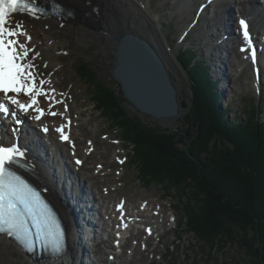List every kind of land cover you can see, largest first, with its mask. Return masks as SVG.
I'll use <instances>...</instances> for the list:
<instances>
[{
  "label": "trees",
  "instance_id": "16d2710c",
  "mask_svg": "<svg viewBox=\"0 0 264 264\" xmlns=\"http://www.w3.org/2000/svg\"><path fill=\"white\" fill-rule=\"evenodd\" d=\"M194 57L192 49L179 55L193 96L177 128L143 124L123 107L119 88L101 85L88 65L78 71L93 86L95 107L134 145L130 163L137 176L149 185L166 184L168 193L180 192L174 206L187 230L209 248L238 242L248 257L240 264H264V122L252 106L237 125L222 120L226 111L218 108L208 67L191 66Z\"/></svg>",
  "mask_w": 264,
  "mask_h": 264
},
{
  "label": "rangeland",
  "instance_id": "374dc122",
  "mask_svg": "<svg viewBox=\"0 0 264 264\" xmlns=\"http://www.w3.org/2000/svg\"><path fill=\"white\" fill-rule=\"evenodd\" d=\"M152 1L153 5H149L147 0H143V3L147 7L149 6L152 12L150 14H153L157 8L156 12L160 15V19L157 20L156 17L152 16L155 22L150 21L151 15L149 12H146L149 16V20H146L144 16V19H142L137 14L139 21L137 22L134 13L135 11L139 12L138 8L136 9L130 4L129 11L127 10L126 2L120 0L124 17L132 23V32L141 37H147V35L149 37H154L153 35L157 33L162 44H164V46H169L176 56L180 34L183 32V28H186L188 25L189 15L186 13L187 17H184L181 22H178V16L174 17L172 11H175L176 7L170 5V3L165 4L162 0ZM193 13L194 11L191 12L190 16H194ZM170 24L174 25L171 29L169 27ZM144 26L146 34L143 32ZM28 27L29 31L36 34L37 38L35 41L37 46H45L47 41L51 40V37L53 39L51 40L52 48L48 62L52 65L49 64L50 68L46 70V76L49 74L52 77L51 79L60 91V100L63 101V104H60L61 108L64 109V105L66 104L67 110L74 119L76 113L82 112L81 128H87L88 134L82 137L77 133L76 129H73L77 133L75 144L79 143L83 145L85 141H95L97 147L95 146L93 150L97 152L95 151L96 153L93 154V157L95 158L97 154L98 158H103L100 162L102 161V163H105L103 184L106 190L102 192L107 194H102L107 198L105 203L110 205L114 200L117 201L119 198H122L134 202L135 204L137 200L144 199L149 201L150 204H154L155 208H160L158 211L161 212V216H159L157 220L163 222H159L158 228L160 234L162 232L161 236L159 237V234H154L155 237L153 239L147 236L150 238V243L147 244V242H145L147 238H145L146 236H144L143 233L140 232L133 235L132 238L136 240L132 241V243L131 240L126 242L127 244L125 245L123 255L121 254L119 255L121 257L115 258L113 264H240L248 260L245 249L242 248L238 242L218 243L215 244L214 247L209 248L203 241H200L196 237L193 231H188L186 225L182 223L183 214L176 210L174 206L180 201L177 198L180 192L171 188V192L168 193L163 190L166 184L149 185L146 184V181L140 176H137L139 173L135 168V164L132 165L130 163L134 145H129V143L121 137L120 130L110 122V119L104 116L103 109L98 110L97 107H93L92 101H94V97L91 91L94 90L92 89L93 86L91 88L90 85H88L87 81L78 70L82 64L88 65L96 74L95 78L101 85H107L108 88L116 91L118 84L113 80L111 75L114 66V43L111 42V45H107L103 41L97 39L91 41L84 37H75V32L71 28L61 31L60 28L57 27L48 35L47 32L43 33L40 31V24L38 21H33ZM151 28H153V31ZM202 30L203 28L197 27L190 32L188 38L183 40V46L190 43V45L195 48V46L199 44V36L202 35ZM162 46L163 45H161V47ZM217 52L218 51L215 53ZM44 59L46 58H43V60ZM174 63L178 66L176 61H174ZM171 72V78L178 89L181 99L190 101L191 90L188 85L186 73L181 68L177 73L173 70H171ZM230 79V90L226 92L222 105L224 108H227V106L232 107L231 115H227L231 120H239L243 118V113L248 109L247 107L250 103V99H255L254 101L256 103L260 97L256 91L257 89L255 90V88H252L249 83L252 80L249 65L246 66L245 71H241L238 74L232 72ZM95 85L96 88L98 85ZM260 95H262L263 98V102L261 103H263L262 109H264V88ZM122 105L128 113L138 116L141 118L143 124L146 125H159L166 128L174 126L177 128L183 117L175 118L170 122V125L168 124V120L156 121L146 115L142 116L137 114L127 102H124ZM188 107V109H190V106ZM223 119L225 118H222V120ZM261 119H264V114ZM228 124L232 123L228 122ZM75 126H77V124ZM114 141L118 143H114ZM121 160L124 162L120 163ZM157 240H159V242H157ZM110 243L112 244V242ZM110 243H107V245ZM106 248V246L104 250L101 247L97 248L98 254L94 256L96 259L95 263H101V261L103 263L105 261V263L108 264V254H112V251L109 252ZM262 251L264 252V245Z\"/></svg>",
  "mask_w": 264,
  "mask_h": 264
},
{
  "label": "bare ground",
  "instance_id": "6f19581e",
  "mask_svg": "<svg viewBox=\"0 0 264 264\" xmlns=\"http://www.w3.org/2000/svg\"><path fill=\"white\" fill-rule=\"evenodd\" d=\"M56 1L58 3H61L68 10L69 12L68 15L61 14L60 16H55V17L48 16V17H40L39 19H35L25 15L14 14L12 15V20L14 23L20 21L23 22L27 30V33L32 37L30 47L34 49L35 52H38L40 54L34 60V63L37 65V70L40 73L42 79L50 82L49 84H46L45 87L55 89V92L50 94L58 99H61L60 91L55 86L53 80L51 79L52 77L49 74L46 76V70L50 68V65H52L51 63L48 62L52 48L51 40L53 39L51 37L50 38L51 40L47 41L45 46L42 47L37 46V43L35 41L37 38L36 34L33 33L32 31H29L28 25L31 24L33 21H38L40 24V31L43 33L47 32L48 35L51 33V31L55 30V28L57 27H59L61 31L71 28L76 33V34L74 33L75 37L78 38L84 37L85 39L91 41L97 39L103 41L107 45H111L112 44L111 42L114 43V40L116 39V37H118V35L127 34L128 31L132 32L131 31L132 23L129 22L127 19H125L120 0H56ZM124 1L135 3L138 8V11L142 14V16H144L146 20L147 19L149 20V16L146 13L149 11L142 0H124ZM176 1L177 2L174 4V6L176 7V11L181 14L182 18H184L187 17V14L183 11H186L189 14L190 13L189 10L191 9V4H194L196 0H176ZM232 4H233V8L236 9L237 13L239 14V18L236 21V27L233 22L231 23V19L226 13L225 3H223L222 1L218 2L216 0H203V2H201L202 6L208 5V7L211 8L210 12L212 17L210 18L209 23H211V25L215 24L213 26H216L218 28L219 33L221 34L225 30L226 31L228 30V32H224L225 34H227V36H223V34L221 35L226 38L223 39L220 38L221 47L219 48L221 54L220 57H217V61H219L218 62L219 66H216V68H219L220 72L223 71L228 73V71H231L234 67V72L238 74L241 71H245L246 66L249 65L251 67V62L247 58L248 53H241V51L239 50V47L243 45L241 44L243 39L240 34L239 21L241 19L247 20L246 22L253 20L256 24L258 23L264 25V9H261L258 6L253 5V3L252 4L246 2L239 3V0H237V2H234L233 0ZM93 7L96 8L94 11H92ZM190 19L191 18L189 17V20ZM193 20L196 21V19ZM193 24H195V22L193 21L191 22L190 20L188 24V29L192 27ZM232 26H234L239 31V35L234 36L233 33L231 35ZM153 36L154 37H149L150 38L149 40L151 41V44L155 47L156 53H158L159 58L167 66L170 75L172 74L171 70H173L176 73L179 72L180 66L178 65L179 66L178 67L174 63V61H176L174 60L175 57L174 52L171 51L169 46H164V44H162V41L159 39L157 33H155ZM218 39L214 41L216 42L218 41ZM204 42H206L205 38H204ZM161 45L163 46L161 47ZM216 46L218 47V44ZM216 46H214V49H216ZM208 50L211 51L212 47ZM215 55H217V53H215ZM43 58L46 59L43 60ZM44 65H47V67H44ZM258 68H259L258 76H256V74L253 73L252 69H250V73L252 74V80L249 82L251 87L257 90L261 85V81L262 80L264 81V59H261V64L258 66ZM230 80L231 79H229V82ZM229 82L223 85L226 92H229L230 90ZM19 99H21L22 101H27V97L24 96H20ZM39 106L47 109L48 101L44 100L43 97H40ZM53 110L56 112H64L63 117L61 116L53 117L50 115H46L41 120L37 121L33 119V116H35L37 113L32 112L31 110H30V114L27 115L22 111H19L18 113L21 116L24 115L27 116L30 122L36 124L34 125L35 127L47 126L49 136L52 139V141L57 145L58 148L55 147V149H57L58 152H55L54 154L52 152V154L54 155L53 157L52 154L51 155L48 153L46 154L45 152H41L38 149L42 155H37L36 157L38 158L39 163L45 167L46 172L48 173L49 176H51V178L55 179L56 177L60 180L61 183L64 184L65 189L68 190L69 200L72 201V203L75 205L78 211H82L81 218L85 219L86 217H88L87 221L95 224V222L97 223V215H95L94 212L92 211V208L89 207V205L91 206V202H89L88 200V197L90 196L89 186L92 188V190H94L95 193L101 194L100 198L102 199V201H105L107 199L105 198L106 196L102 195L103 190H106L103 184L104 182L103 178L105 176V169H104L105 163H102V161L100 162V160H103V158L102 159L98 158L97 154L95 158L93 157V154L97 152L96 150H93V148L96 146L95 141L88 140L85 141L83 145L79 143L75 144V137L77 133H79V135H81L82 137L88 134L87 128H83V129L81 128L82 112L76 113V117L74 119L68 110L64 111V109L61 108L60 104H56ZM68 121H70L71 123L70 126L65 129V131L66 134L70 136L71 143L67 142L63 144L59 141L60 134L57 133L55 129L57 127H60L61 125L68 124ZM162 121H166V119ZM2 124L8 126V123L6 121H3ZM76 124L77 126H75ZM9 126H13L14 129L17 132H19V142L17 144L19 145L21 150L26 149L25 141H23V139L29 140L30 143L35 144L37 148L40 147V143L38 140L39 138L35 134L36 132L34 130L25 128V125L21 126L18 129L13 123H11ZM8 127H6L7 135H4L3 138L8 137L9 139L15 141L14 137L9 136L11 132H8L9 131ZM73 129H76L77 133ZM63 158L65 160H68L69 158V160L72 162L71 168L77 170V175L75 174V176L79 179L78 182L66 183L64 181L68 180V177H65L64 179L59 178L61 172L63 171L60 169L59 164L60 162L62 163L61 159ZM77 160H80L82 163L77 164L76 163ZM53 162H55L57 165ZM63 166L68 167L69 163H64ZM36 170L39 173H35V175L37 174L38 177H41L38 178V183H41V181L39 180H42V183L45 185L44 189L48 197L54 202L56 207L60 209L63 215H66L64 210L62 209L61 203L57 198L56 194H54V192L48 186L45 176L43 175V173L39 168ZM70 187L72 188V190ZM81 187L86 189V191ZM137 201L134 204V202L119 198L117 201L114 200L113 203H111L112 205L111 209L108 207V210L105 213L107 215L106 225L109 231L108 230L105 231L104 238L108 239L109 243L112 242V244L110 243L107 246L106 250L109 249L113 252L116 251L114 253V256H119L121 254L123 255L127 240L128 241L131 240V243L132 241L136 240L132 238L133 235H136L137 233L140 232L145 233L147 231L146 233H148V237H150L148 229L151 230V233L155 234L154 229H156V227L150 225L149 218H151L153 222L159 223L160 221L157 220L158 217L160 216L158 209L155 208L154 204H150L149 201H146L144 199H139ZM124 211H126V214L123 213ZM81 218H79V220L83 222ZM68 226L70 228L69 224ZM84 226H85L84 223H82V229L84 228ZM69 235L72 236V233H69ZM148 237L146 236L145 238L149 240ZM117 241L119 242L118 244ZM88 253H89V258L85 257V264H90V263L93 264V259L90 254V251H88ZM70 254H71V250L70 248H68L66 254H64L61 257H57L56 259L43 257L38 260H34L31 256L24 254L21 251V249L17 247V245H15L11 240H9L4 236L0 237V264H71ZM85 254H86L85 256H87V252Z\"/></svg>",
  "mask_w": 264,
  "mask_h": 264
},
{
  "label": "snow or ice",
  "instance_id": "6c2138e0",
  "mask_svg": "<svg viewBox=\"0 0 264 264\" xmlns=\"http://www.w3.org/2000/svg\"><path fill=\"white\" fill-rule=\"evenodd\" d=\"M43 11L44 9L38 6V0H0L2 114L8 115L10 113L8 105H12L26 115L30 114V110L37 113L33 116L37 121L46 115L53 117L64 115V112L53 110L56 104H63V101L50 94L55 92V89L45 87L50 82L41 78L34 63L40 54L30 47L32 37L27 33L22 21L14 23L12 20L14 13L27 14L39 19V13ZM239 24L245 45L241 47V51L250 52L247 58L255 63L256 50L252 44L248 24L244 19H241ZM10 93L12 95H9ZM20 96L27 97V101L19 99ZM40 97L48 101L47 109L39 106ZM66 110L65 104L64 111ZM11 114L15 115L16 112L13 111ZM70 123L68 121V124L55 129L60 134V139L68 143H71V139L65 129ZM43 131H48L47 126ZM25 157V151L21 150L18 144L5 145L0 141V234L13 237L28 253L34 255L50 253L59 257L66 251L64 227L40 193L13 171V166H19ZM76 163L82 162L77 160ZM148 232L151 234L150 229Z\"/></svg>",
  "mask_w": 264,
  "mask_h": 264
},
{
  "label": "water",
  "instance_id": "95a60500",
  "mask_svg": "<svg viewBox=\"0 0 264 264\" xmlns=\"http://www.w3.org/2000/svg\"><path fill=\"white\" fill-rule=\"evenodd\" d=\"M113 50L112 78L135 111L156 121L166 119L168 124L186 113L190 103L181 99L167 66L150 41L121 34L114 40Z\"/></svg>",
  "mask_w": 264,
  "mask_h": 264
}]
</instances>
